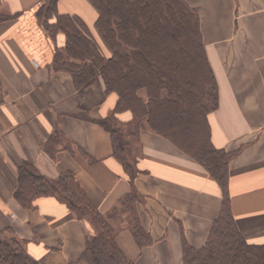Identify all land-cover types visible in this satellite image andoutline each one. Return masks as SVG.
Masks as SVG:
<instances>
[{"label":"crops","instance_id":"crops-1","mask_svg":"<svg viewBox=\"0 0 264 264\" xmlns=\"http://www.w3.org/2000/svg\"><path fill=\"white\" fill-rule=\"evenodd\" d=\"M45 0H0V238L17 237L40 264L77 263L93 234L55 197H41L32 211L14 198L18 166L33 163L57 178L74 173L95 207L107 215L130 191L111 156V138L98 120L116 104L98 77L81 96L72 77L54 72L66 35L50 37L38 17ZM200 16L206 55L214 72L219 107L211 114L212 141L240 150L229 165V193L238 228L252 244H264V0H185ZM58 12L77 16L99 38L98 12L88 0H59ZM52 19L51 23H55ZM129 120L125 113L120 116ZM56 129L97 162L44 146ZM140 173L134 183L143 202L141 223L154 243L140 249L126 215L117 241L135 264H184L183 238L202 247L223 201L217 182L170 141L146 129L140 134ZM62 148V147H60ZM9 230V231H8Z\"/></svg>","mask_w":264,"mask_h":264},{"label":"trees","instance_id":"trees-1","mask_svg":"<svg viewBox=\"0 0 264 264\" xmlns=\"http://www.w3.org/2000/svg\"><path fill=\"white\" fill-rule=\"evenodd\" d=\"M59 0H45L38 11L44 29L54 38L66 35L55 51L52 70L71 75L84 92L100 77L107 95L117 100L98 120L109 133L111 156L120 162L130 191L107 215L81 188L74 173L57 178L42 174L30 162L18 166L14 198L32 211L41 197H55L74 216L90 224L85 249L77 263L135 264L117 241L114 223L126 214L130 232L140 249L154 243L138 212L143 196L135 186L141 155L140 134L149 129L170 141L199 163L219 185L223 201L202 247L183 238L184 264H264V244H252L238 228L229 193V165L240 150L227 151L212 141L210 116L219 107V90L206 55L200 16L185 0H88L98 12L96 38L77 16L58 12ZM55 23H51L52 19ZM127 113L125 121L120 116ZM56 129L44 146L55 158L60 149L97 162ZM62 147V148H60ZM125 213V214H124ZM9 231V230H8ZM0 264H40L17 237L0 238Z\"/></svg>","mask_w":264,"mask_h":264},{"label":"rangeland","instance_id":"rangeland-1","mask_svg":"<svg viewBox=\"0 0 264 264\" xmlns=\"http://www.w3.org/2000/svg\"><path fill=\"white\" fill-rule=\"evenodd\" d=\"M125 214V213H124ZM126 215V214H125ZM127 224H125V225H129V222H128V218L126 217V221H125ZM120 223H122V218L119 220V221H117V223H115V225L117 224V226H120ZM130 227V226H129ZM116 229H118V228H116Z\"/></svg>","mask_w":264,"mask_h":264}]
</instances>
